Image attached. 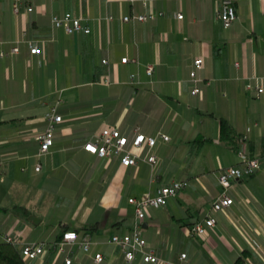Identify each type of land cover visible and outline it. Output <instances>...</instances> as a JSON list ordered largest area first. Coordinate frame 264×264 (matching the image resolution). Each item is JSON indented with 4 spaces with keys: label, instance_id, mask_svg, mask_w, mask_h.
Returning <instances> with one entry per match:
<instances>
[{
    "label": "crops",
    "instance_id": "obj_1",
    "mask_svg": "<svg viewBox=\"0 0 264 264\" xmlns=\"http://www.w3.org/2000/svg\"><path fill=\"white\" fill-rule=\"evenodd\" d=\"M17 1L0 0V240L10 233L46 242L52 246L45 257L29 263L66 264L54 243L73 229L96 244L89 253L74 247L71 264H150L140 256L127 262L107 241L135 224L129 198L154 196L181 180L178 197L148 210L147 247L171 262L186 253L183 264H264V100L249 86L258 78L264 87V1L233 0L238 17L228 29L221 0H20L16 13ZM66 12L83 17L91 32L53 28L52 14ZM144 13L157 17L123 21ZM27 40L36 41L37 54ZM197 58L204 64L194 82ZM195 85L201 92L194 95ZM56 103L63 121L51 151L38 157L45 114ZM223 120L239 146L246 136L247 156L262 165L233 182L229 208L213 212L221 169L240 163L238 149L222 137ZM106 127L130 141L160 132L171 139L134 148L141 158L155 154V165L140 158L124 166L120 157L84 149ZM210 214L216 225L194 236L192 226Z\"/></svg>",
    "mask_w": 264,
    "mask_h": 264
},
{
    "label": "built area",
    "instance_id": "obj_2",
    "mask_svg": "<svg viewBox=\"0 0 264 264\" xmlns=\"http://www.w3.org/2000/svg\"><path fill=\"white\" fill-rule=\"evenodd\" d=\"M144 4L145 6L147 5L146 2H144ZM20 9L21 2L18 0L14 4V11L18 13ZM27 10L32 11L33 7L29 5L27 6ZM156 17V13L132 14L124 16L123 21L132 23L146 22L154 20ZM177 17L179 19H183L184 15L178 14ZM219 17L224 28L228 29L232 26L238 17L233 0H221ZM108 19L112 20L113 17L109 16L107 17V20ZM51 23L53 28H63L69 34H78L79 32H85L88 34L91 32L90 27L84 24V18L81 16H75L71 12H66L62 15L53 13L51 16ZM27 43L32 54H37L39 52V48L35 40H27ZM18 51L19 47L17 45L11 50L12 53H17ZM1 55L4 56L6 54L1 51ZM128 60L129 58L127 57L122 58V62L124 63L128 62ZM106 62L107 60H104V63ZM203 64V58H197L194 61V69L190 73L192 81H201L198 77V71L203 68ZM146 72L151 76L154 73V66H148L146 68ZM131 77L135 78V74ZM254 81L255 83L249 84V86L255 88L259 96L264 100V87L259 82L258 78H254ZM200 92V87L195 85L192 90V94L195 95ZM58 106V103L49 105L45 114L47 127L38 135V141L40 144L38 157H42L43 155L49 153L54 145L57 126L63 121L62 116L58 114ZM170 139L169 135L160 132L157 136H146L142 133L137 134L134 140L130 141L129 138L122 134L118 128L106 127L97 133L92 139L87 141L84 145V149L100 158L120 157L121 163L124 166H131L136 165L141 158L138 153L134 152V148L140 149L145 144L150 149H153L160 140L167 142ZM245 140L246 136H243L238 148L240 163L221 169L218 175L222 191L213 200V212L224 211L233 204L234 200L229 195L228 191L234 181L250 177L261 169L262 164L259 158H251L247 156L245 150ZM141 159L148 162L152 166L158 161L157 156L153 153ZM36 169L39 171L41 169V164H38ZM184 186L185 183L183 181L176 180L171 184L158 189L154 196L129 198V203H131L135 208L136 222L128 233H115L109 238L107 243L118 247L129 263L133 262L138 256H140L144 262L150 264H183V260L187 257L186 253H182L180 255L179 262H171L160 258L154 249L148 248L147 241L142 234V224L148 215V210L151 207H163L167 205L170 198L178 197ZM216 223L217 220L215 216L210 214L203 222L194 224L191 228V232L196 237H204L207 235L208 229L214 227ZM3 239L17 244L22 250L24 259L28 261L44 258L49 250V247L52 246L46 242H22L10 233L3 235ZM54 244L58 254L65 256L66 264H71L72 250L74 247H77L82 252L89 253L96 242L92 239L90 234L85 233L81 236L77 230L71 229L65 231L61 238ZM104 258L105 257L102 253H96L94 255V260L97 263L102 262Z\"/></svg>",
    "mask_w": 264,
    "mask_h": 264
},
{
    "label": "trees",
    "instance_id": "obj_3",
    "mask_svg": "<svg viewBox=\"0 0 264 264\" xmlns=\"http://www.w3.org/2000/svg\"><path fill=\"white\" fill-rule=\"evenodd\" d=\"M222 137L228 140L229 144L234 149L239 147L238 135H236L233 127L225 120L222 121L221 127ZM264 147V141H263ZM86 233V232H85ZM83 233L82 235H84ZM0 264H30L28 260H25L22 255L21 248L12 242H8L4 239L0 240Z\"/></svg>",
    "mask_w": 264,
    "mask_h": 264
}]
</instances>
